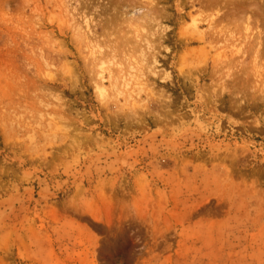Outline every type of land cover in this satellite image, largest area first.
I'll use <instances>...</instances> for the list:
<instances>
[{
	"label": "rangeland",
	"instance_id": "374dc122",
	"mask_svg": "<svg viewBox=\"0 0 264 264\" xmlns=\"http://www.w3.org/2000/svg\"><path fill=\"white\" fill-rule=\"evenodd\" d=\"M0 264H264V0H0Z\"/></svg>",
	"mask_w": 264,
	"mask_h": 264
},
{
	"label": "bare ground",
	"instance_id": "6f19581e",
	"mask_svg": "<svg viewBox=\"0 0 264 264\" xmlns=\"http://www.w3.org/2000/svg\"><path fill=\"white\" fill-rule=\"evenodd\" d=\"M96 86H97V85H96ZM98 88H99V91L102 92V87H101V85H99Z\"/></svg>",
	"mask_w": 264,
	"mask_h": 264
}]
</instances>
